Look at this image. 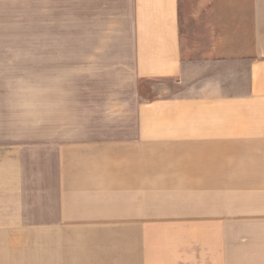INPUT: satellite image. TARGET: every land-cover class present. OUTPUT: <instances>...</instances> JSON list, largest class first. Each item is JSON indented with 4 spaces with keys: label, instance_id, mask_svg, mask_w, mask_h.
<instances>
[{
    "label": "crops",
    "instance_id": "obj_1",
    "mask_svg": "<svg viewBox=\"0 0 264 264\" xmlns=\"http://www.w3.org/2000/svg\"><path fill=\"white\" fill-rule=\"evenodd\" d=\"M193 4L189 12L187 0H0V74L37 64L55 71L41 79L38 104L25 86L12 98L0 83V264H188L184 248H140L134 227L147 222L132 219L127 141L98 143L82 131L70 117L95 114L81 111L79 95L66 102L58 74L122 66L124 98L137 81L189 76L180 34L186 14H195L201 37L206 161L235 148L254 170L264 169V0H253L252 19L241 24L232 0ZM188 87L181 104L192 110ZM176 95L149 112L138 107V130L151 113L158 134L179 126ZM116 105L125 114V101ZM171 135L155 143L180 140ZM208 248L194 264H225L217 244Z\"/></svg>",
    "mask_w": 264,
    "mask_h": 264
},
{
    "label": "rangeland",
    "instance_id": "obj_2",
    "mask_svg": "<svg viewBox=\"0 0 264 264\" xmlns=\"http://www.w3.org/2000/svg\"><path fill=\"white\" fill-rule=\"evenodd\" d=\"M193 1L187 0L189 12ZM232 2L236 4L238 24L244 18L252 19L253 0ZM183 17L187 21H182L180 34L183 50L189 51L191 57L190 62L184 63L190 70L189 76L181 77V71L170 80L137 81L134 94L130 90L131 96L124 98L122 66L58 71L64 79L66 102L79 95L81 111L90 109L96 117L81 114L70 118L82 122L81 130L89 137L98 136V143L127 141L132 219L147 222L134 227L140 248L144 244L152 249L184 248L182 256L186 255L188 264H194L202 252L203 256L209 254L206 250L211 244H217L221 263L228 264L230 258L232 264H264V169L254 170L248 163L251 161L244 162L235 148L229 150V155L227 152L224 156L213 155V162L211 158L206 161L197 59L201 37L195 14ZM36 45L37 40L31 41L29 48ZM30 58L37 60L35 55ZM37 66L31 65L29 71L0 74V83L7 82L10 97L25 86L31 90L28 96L33 103L40 102L41 79L53 76L55 71L35 70ZM74 77L76 81L72 80ZM75 83L83 87L81 94H74ZM188 85V100L192 99L196 105L192 110L181 104ZM84 88L92 93L84 92ZM173 95L179 101V126L159 127L158 134L151 113L146 118L148 127L138 130V107L149 112L156 102ZM123 100L125 114L119 112L118 105L113 106ZM165 123L170 120L163 121L164 126ZM36 130L37 127L33 132ZM172 131L179 141L155 143L154 139L173 138ZM73 132L70 128V133Z\"/></svg>",
    "mask_w": 264,
    "mask_h": 264
}]
</instances>
